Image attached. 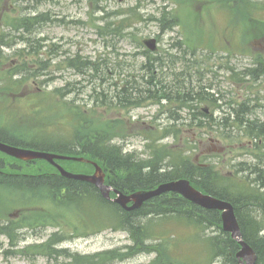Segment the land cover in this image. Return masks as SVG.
<instances>
[{
	"label": "trees",
	"instance_id": "obj_1",
	"mask_svg": "<svg viewBox=\"0 0 264 264\" xmlns=\"http://www.w3.org/2000/svg\"><path fill=\"white\" fill-rule=\"evenodd\" d=\"M129 18L131 19L132 17ZM45 19L48 20L49 17ZM123 20L128 21L125 18ZM25 25L26 23L22 24L21 17L12 19V22L7 25L12 31L8 29L6 31L7 33L3 34V36L8 38L6 41H9V37L13 38L18 35ZM111 26L114 28L116 24L111 22ZM40 40L34 39L29 44L32 45L33 53L29 48L19 50L15 55L17 60L14 62H12V55L9 56L0 51V88L3 92L15 94L18 87H21L29 79L42 75V70L47 68L48 61L41 55L42 50L40 51V48L42 44L39 42ZM31 54H33V58L28 59L27 56L30 57ZM80 58L81 61L77 63L76 59H72L73 62L70 65L79 68L82 74H85L88 70L96 69L97 72L100 70V68L97 69L92 66L87 61L88 59ZM17 61L19 62L17 63ZM154 61L153 58L152 62ZM152 71L153 67L147 72L145 80H147V83L150 82L154 85L155 83L152 79L155 77V74ZM130 84L129 82L126 87L122 86L119 89V98H128L125 103L121 101L119 106H137L145 100H142L144 96L143 90L139 86L134 90ZM13 87L16 88L13 89ZM148 93L153 97L155 96V91L148 90ZM91 97L94 101L92 107L81 105V111L77 109L76 104L69 103L64 99L56 101L51 98L52 102L48 99L47 101L51 102V109H56L54 115L46 116V126L41 123L40 125L42 127L40 126V129L24 137L15 135L13 130L2 125L5 124L6 119L11 117L18 119L22 115L16 110L4 111L0 106V114L2 116L0 117V141L11 145H20L45 151H57L84 156L90 159L94 158L105 173V183L123 192L150 189L157 186L160 182L186 178L197 189L232 203L241 232L244 235V214L253 216L262 214L264 216V184L261 185L262 188L261 186H251L248 182L238 177L236 172L224 175L217 172L216 168V175H213L211 173V167L215 166L201 165L193 158H190L186 154L188 152L179 148H173L172 146H166L164 144L154 146L156 145L154 143L156 139L154 138L152 140L150 139V144L147 145L151 149L148 159H141L138 156L133 157L132 155L124 154L123 146L114 141L117 138V135H115L117 131L114 132L113 129L116 127L122 128L125 123L117 120L111 122L101 120L103 113L97 110V108L110 105L108 101L109 97H107L105 92H95ZM32 98H43V93L33 94ZM203 98V91L200 88L196 90L193 103L199 104L203 101ZM4 99L9 98L5 97ZM53 101H56V103H53ZM37 111L39 110L34 108L33 111L25 113L24 115H32V113H36ZM177 119H181V117H177ZM204 120L203 117L196 116L192 121L195 123V126L197 124L203 127ZM48 127H54L56 130L49 134ZM243 132L248 134L249 131L243 129ZM224 135L229 136L227 133ZM174 136L179 141L178 131H174ZM250 137L251 139L249 140L254 141V147L251 149L252 153L254 149H256L258 154L260 152L262 153L264 151V131L262 129L253 132L250 131ZM193 143L195 145L190 144L189 148H196V141ZM0 155V189L6 190V195H8V191L13 193L11 194L12 197L9 198L11 203H19L20 206L23 205L20 208L23 215L19 218L20 221L16 225L20 224L28 227H35L41 223L52 225L50 223H53V221L47 217L48 215L46 213L41 210H34L37 207H29L31 199L40 198L53 205L56 212L63 218H65V215L69 211L75 210L78 215V223H71H73L74 228L79 226L83 231L82 233L88 231L99 233L107 229L122 230L126 231L131 239V245H125L124 249L103 250L94 254L85 255L70 253L65 249L56 248L54 245L61 240V237L58 236V232H55L47 241L30 245V248L32 247L36 252H38V248H44L45 250H42L40 253L50 256L54 253L62 254L69 260V264H111L113 261H120L125 257H132L137 253L151 251L154 252L153 254L155 256L148 264H210L215 258L225 253H221L217 249L218 245L214 241V237L220 236L221 234H216L215 236L206 234L208 229L214 230L211 227H218L222 231L220 227V214L217 210L200 208L176 193H165V195L158 197L156 202L152 203L150 201L145 204L143 203L140 208L126 212L117 203L105 199L100 190L91 182L65 178L57 173L51 164L44 160L21 161L2 153ZM115 156L117 158L123 157L121 159L130 163H133L134 160L136 161L135 166L139 168V171L135 181H130L125 175V172L120 173L116 169L111 168L113 167L111 160ZM56 161L66 169H68L66 164L72 165L71 168L75 169L76 172L90 173L94 170L93 165L87 162L73 160ZM155 161H165L167 167L162 171H158L157 165H152ZM38 164L44 166V171L41 172V170L40 174H28L31 172L35 173L37 171L35 170V166ZM242 164L251 166V163L247 164L243 162ZM22 165L29 167V170H20L19 168ZM126 165L131 166L128 163ZM28 178V182H22V179ZM211 178L219 182L215 188H211L206 181ZM15 191L20 192L21 195L15 193ZM0 193L2 192L0 191ZM111 195L113 196V194ZM5 202L6 200L0 197V204ZM256 202H259L263 207L259 208V210L253 208L252 203ZM168 203H171L172 207ZM187 204L193 206L194 212L187 211ZM61 208L64 209L61 210ZM170 210L173 212H169ZM182 213L185 215L183 216ZM208 213L210 216H208ZM152 214H154L153 218L145 222L146 225H143L141 231L134 230L130 225H126V221H122L129 216H147ZM3 219L4 223H11V225L4 224L0 229L3 230L4 234L8 235V238H13L16 234H14L12 223L16 220ZM207 219H209V222H207L209 224L208 226L205 224ZM155 226V231H158L159 234L154 232L153 228ZM164 228H166V231ZM222 234L226 236L228 241L234 242L228 233L226 235L224 233ZM187 236L193 241L190 244H182L178 240L179 237L185 238ZM147 240L149 242H146ZM245 240L259 253V257L261 258L262 249L264 248L262 244L264 242V236L260 235L256 239L246 237ZM184 246H187L189 252L177 255V249L184 248ZM234 248V250L230 251V264H239L235 257L237 243ZM21 251H24V249H21L19 252ZM116 251H121V253L117 254ZM189 253H193L191 257L188 256Z\"/></svg>",
	"mask_w": 264,
	"mask_h": 264
},
{
	"label": "rangeland",
	"instance_id": "obj_2",
	"mask_svg": "<svg viewBox=\"0 0 264 264\" xmlns=\"http://www.w3.org/2000/svg\"><path fill=\"white\" fill-rule=\"evenodd\" d=\"M181 1V5H178L177 2ZM241 0H231L229 2L235 5V8L238 2ZM243 1V0H242ZM92 2L90 0H48L46 2L38 3L34 2L33 4L37 7L39 5V11L43 12L45 10H50L51 18L53 21H49V24H43L41 26L36 27V30L32 37H42L47 36L49 41L55 42L57 44V48L52 46L53 44H46L42 46L43 50H49L52 47L56 48L57 51L61 50L59 54L55 57H51V65H47V70H42V72H46V74L35 77L33 79H29L25 84L21 87H18V90L13 93L3 92L0 88V106L4 111L16 110L22 116L18 119L15 117H11L6 119L5 124L8 129L13 130L15 135L17 136H27V134L35 133L36 130L40 129L42 125L46 126V116L54 115L56 109H51L50 103L52 99H55L49 93L50 90L66 85L65 91L63 93V99L69 103L76 104L77 109L81 111L82 106L92 107L93 102L90 96L95 94V90H100L101 87L109 93L108 84H104L105 81L101 84L99 78L91 77L93 76V70H88L85 74L80 73L73 74L66 67V62L63 61L64 55L68 58L80 55L85 59H94L99 61L100 59H104L105 63L100 64L98 67L100 70L97 74H101V77L104 78L103 74L107 76V73H110L111 70H114L115 67L123 66L131 69L137 68V64L140 61H144L143 57H140L139 54L133 55L135 51L141 45V39L144 37H152L155 33L159 31L158 25L156 21H147L146 19L150 16H160V15H169L168 19H170L171 14L177 13L184 21H189L190 24L200 27V24L196 25L193 22V19L196 18L195 14H203L208 17V19H213L215 15H219L225 11H222L220 7V1L218 0H106V2H102L100 6L103 7V11L97 12V3ZM173 2V3H172ZM254 3L260 5V10H257L256 13L258 15H263L264 17V0H253ZM16 4V8L20 6L21 14H25L29 11V2L26 0H22ZM216 3V5H214ZM221 7L223 5H220ZM225 7V6H224ZM227 8V7H226ZM109 9L117 10V9H125L123 14L132 17L124 27L123 24H119L120 19H111ZM140 16L142 19L141 23L130 24L136 21L137 15H133L132 11ZM226 10V9H223ZM237 10L239 13H243L242 7ZM227 11V10H226ZM105 14V16L103 15ZM253 15V13H251ZM15 15H18L15 13ZM103 15V16H101ZM118 23V27L111 26V22ZM97 25H93V24ZM220 25L219 23L217 24ZM176 26V25H175ZM6 26L4 22H0V36L3 32L6 31ZM183 32L186 38L191 42L195 41L199 35L201 34L199 30L192 31V29L188 26L187 23L183 25ZM130 32L132 33L131 40H126L122 38L124 33ZM207 32L208 36L211 35V31H203ZM202 32V33H203ZM180 36L177 27H172L166 31L161 38L160 45L163 49L168 47V44L171 40H176L177 37ZM228 37V36H227ZM7 39V37H3ZM229 38V37H228ZM140 44V45H139ZM160 47V51H161ZM12 48L9 47L6 49V46H3V51L5 54H9V51ZM172 53H176L175 48H170ZM259 51V45H254V43H246V51L247 54L243 56L244 59H248V56H255L256 53L253 51ZM63 52V53H62ZM196 55L199 58H205L208 62L205 66H219L224 64L225 62L217 57L214 59L213 55L206 50H199ZM49 58V55L47 56ZM237 61L236 59L232 60ZM119 62V65H117ZM236 63V62H235ZM242 63H247L245 60H242ZM249 65V63L247 64ZM180 65L177 64L176 67ZM205 66L200 69H204ZM240 66V65H239ZM97 68V69H99ZM152 73H155V69H153ZM52 78L50 79V77ZM109 76V74H108ZM145 76V74H143ZM142 76V77H143ZM141 77V78H142ZM91 78V79H89ZM108 78V77H106ZM141 81V79H139ZM53 81V82H52ZM258 82L259 85L256 86L257 89L264 91V81H254V84ZM16 87H13L15 89ZM43 93V98L33 99V94H41ZM42 96V95H41ZM8 97L9 99H4ZM49 97V98H48ZM51 97V98H50ZM4 99V100H2ZM50 101H47V100ZM56 103V101H53ZM149 103H145L144 106L131 108L129 107L128 113L126 111L121 112L119 109L112 110L111 107H108L106 110L103 108H97L99 111H103L104 114H100L102 121H112L114 119H118L123 121L125 124L122 128H114L113 131L116 132L117 138L114 140L118 144L123 146V150H135L139 153V156L144 159H148L150 155L151 149H147V145L152 138H156V135L151 130V125L158 124L163 122L162 120L157 119V114L159 113L158 108L155 105H148ZM37 109L36 113H32V115H24L33 109ZM114 112V113H113ZM121 115V117L119 116ZM5 116V115H4ZM0 117L1 114H0ZM6 117V116H5ZM126 119L129 121L127 122ZM184 121V120H183ZM168 124V123H167ZM41 126V127H40ZM112 126L115 127L114 124ZM47 129V128H46ZM54 131L56 129H50ZM202 129L197 130V133L189 132V133H179V137L182 139V142L175 141L174 138H166L164 140H160L156 143L157 146L159 144H172L179 147V149L189 153L190 158H194L200 151L205 150V143L209 145V140H207L208 136L212 137V145H210L213 149L215 146V150L211 149V154L219 153L220 148L225 144L226 147H231L233 151L232 156H229L227 160L223 159L221 156H215L212 158V161L215 162V166L219 171L224 173H233L235 169L238 167L236 164L239 162H245L246 160H250V155L246 153L244 150L247 146V141L245 137H241L238 144V148L234 149L235 145H231L226 141L218 142L217 134L208 135L206 133H202ZM126 132L125 134L120 133ZM206 140V142H205ZM197 143L196 148L189 149V145H195ZM201 141V145L198 142ZM195 147V146H194ZM241 147V148H239ZM214 151V152H213ZM247 162V161H246ZM72 165L66 164V167L70 170ZM41 168L44 169V166L38 164L35 166V170L41 171ZM22 171L29 170V167L26 165H22L20 168ZM74 170V169H72ZM239 175H242L240 172ZM0 197L6 200V204H0V219H8L13 217L15 220H20L22 217V212L15 216L14 212L22 208L19 203H11L9 198L12 197L13 194L11 191H8V195L6 190H1ZM5 191V192H3ZM15 193L20 194V192L15 191ZM8 198V199H7ZM23 203V202H22ZM37 207L34 210H41L46 213L52 221H54V226L41 223L40 225L35 226L34 232L37 233H29V234H17L11 240H15V247L11 246L8 242V239L3 235L0 236V263L1 264H69V260L64 257L62 254H53L47 255L40 253L44 248H38V252L34 250L32 247L26 248L25 245H29L32 243H42L47 241L48 236L51 232L58 231V236L63 238V241L54 246L59 249H65L70 253L77 254H94L98 251L117 249L122 247L123 245L129 243L127 235L122 231H113V230H105L99 233H90L86 234L82 233V229L77 226L73 227V223L77 222V213L75 210L69 211L65 215V218L61 217L56 212V209L53 205L48 203L47 201L41 200L40 198L31 199L29 203V207ZM69 215V216H68ZM3 217V218H1ZM69 218V219H68ZM63 219V221H62ZM1 222V221H0ZM45 225V226H43ZM157 226V225H156ZM156 226L153 230H156ZM166 231V228H164ZM22 232L30 231L27 229H22ZM208 235H216L217 231L208 229L206 231ZM53 235V234H52ZM69 235H72L71 238H68ZM178 240L183 244H190L193 242L190 240V237L187 236L185 238H178ZM28 249L24 254L20 255L19 252H12L10 250L23 248ZM153 252V251H151ZM151 252H142L140 254H135L129 259L123 261H113L111 264H143L146 262H150L154 254H149ZM185 252H189L187 246L184 248L177 249V255ZM193 253H189L188 256L191 257ZM218 259H216L214 264H218ZM213 264V262L211 263Z\"/></svg>",
	"mask_w": 264,
	"mask_h": 264
},
{
	"label": "bare ground",
	"instance_id": "obj_3",
	"mask_svg": "<svg viewBox=\"0 0 264 264\" xmlns=\"http://www.w3.org/2000/svg\"><path fill=\"white\" fill-rule=\"evenodd\" d=\"M20 1L22 0H0V19L4 22V24L7 26L8 24H10L12 22V19L14 18H17V17H21V21H22V24L23 23H26V25L24 26L23 30L21 33H19L18 35L14 36L13 38L12 37H9V41L7 42H4L3 40L0 39V46L2 45H8V46H12V47H17L19 45H22L24 43H26L25 45V48H29L31 50V52L33 53V48L32 45H29L31 44V42L34 40V39H37V37H32L35 30H36V27L38 26H41L43 24H49V20L45 19L47 17H51V12L50 10H45L43 12L39 11V5L41 4V2H46L48 0H26L27 2H29V11L25 14H22L20 16L18 15H15V13L11 10V6L15 3H19ZM92 2V0H90ZM34 2L38 3L39 5H37V7L33 4ZM94 2L97 3V12H102L103 11V7L100 6L103 2V0H95ZM93 2V3H94ZM104 2H106V0H104ZM19 4H22V3H19ZM238 6V9H240V7H242V11H249L250 9H252L253 7V2L252 1H245V0H241L238 2L237 4ZM135 10L132 11V14L133 15H137L136 13H134ZM110 13V17L111 19H115L117 17H119L120 15H125L123 14L125 12V9H109V11L106 12L107 13ZM105 16V14H103ZM101 15V16H103ZM54 16V15H53ZM140 16L142 15H137L138 18H141ZM35 21H37L35 23ZM213 21L214 23H219L221 21V18L218 16V15H215L213 17ZM168 22H171V21H168ZM93 25H97L96 23L93 24ZM8 27V26H7ZM8 29H10L8 27ZM10 31H12V29H10ZM159 33V32H157ZM168 47L169 48H175L176 50V53H179L183 50V48L180 46V47H175L173 44H168ZM172 53V52H171ZM175 54V53H174ZM140 57H143V60L144 61H140L138 64H137V68L135 69H131L132 71H130L128 68L126 67H123L121 66L119 69H115V70H111L110 73H107V76H104V78L101 77V74L99 72V74H97V70L94 69L93 71V76L91 77H97L96 79L99 78V81L101 82V84L103 83V81L105 80H112V81H115V82H119L121 86H125L130 82L131 86L134 88V90H136L137 86H139V88L143 91L145 90H149V91H156V87L155 85L156 84H147V85H142L140 83V78L142 77L143 74H147V72H149V69H151L153 66V62H152V57L149 56V55H140ZM33 58V54H31L30 56V59ZM80 62L81 61V58L80 57H76V63L77 62ZM92 66H94L95 68H99L98 66L102 63H105L104 59H100L99 61L97 60H94V59H89L87 60ZM194 62V58H191V59H184L183 63L184 65L186 66V70H187V73H189V76L194 78V79H198L200 77V72H196V71H193L192 68H191V63ZM75 63V62H74ZM248 63H244L240 66H237V67H233L231 68L228 72H227V77H233L235 75H237L238 71H240L241 69L243 70H250L251 69V65H247ZM68 70L71 71L73 74H79L82 73V71L77 68V67H74V65H70L68 67ZM208 71H207V68L203 69V73L206 74ZM109 74V76H108ZM108 77V78H106ZM52 78V76L50 77V79ZM53 82V81H52ZM155 83V81H154ZM188 83H184L183 86H187ZM253 85L257 86L258 85V82L256 84H254V81H253ZM67 85H64V86H61V87H56L52 90L49 91V93L51 94L52 97H54L55 99L54 100H60V99H63L64 95V91H65V88H66ZM124 88V87H123ZM190 88V89H189ZM185 87L184 88V91H180V99L182 101H184V103H187L188 100H191L192 102L190 103H193V101L195 100V93H196V90H197V87L192 85L190 87ZM204 89V88H203ZM205 92L206 90H203V95H205ZM119 92L117 93V95L119 96ZM117 95H114L111 99V103H113L114 105H119L121 103V101L123 103H125V101H127V97H123V98H119ZM51 98V97H50ZM246 105H244L245 107ZM263 125H264V113L261 114L260 117H257L253 120V122L251 124H249L245 130L249 131L248 134H244L242 133L240 137H245L247 139H251L250 137V131H258L259 129H262L263 128ZM77 143V142H76ZM13 146V145H12ZM123 149H126V148H123ZM33 150H36V148H33ZM49 152H54V153H62V152H57V151H49ZM124 154H129V155H132L133 157H136L138 156V158H141L139 156V153L136 152L135 150H123ZM0 153L2 154H5L7 155L5 152H2L0 151ZM231 153H232V150H231ZM66 156H72V157H77L78 155H72V154H66V153H62ZM187 155H189L188 153H186ZM215 156H219L218 153L215 154ZM214 156V158H215ZM1 157V155H0ZM123 158V157H121ZM121 158H117L116 156L115 157H112V166L111 167L112 169H116V171L122 173V172H125V175L129 178L130 181H135L136 178L138 177V171H139V168L137 166H135L136 164V161L134 160L133 163H130V162H127V161H124L123 159ZM89 161L95 163L97 162L96 159L92 158H88ZM141 159H144V158H141ZM21 160V159H20ZM32 160H35V159H32ZM21 161H31V160H21ZM126 163H128L129 165L131 164V166H128L126 165ZM152 165H157V169L158 171H162L165 167H167V164L165 161H155L153 162ZM201 165H206V166H215V162L212 161V160H207V161H203L201 163ZM55 171L57 173H59L60 175H62L60 173V170L55 166V165H51ZM216 167V166H215ZM215 167H211V173L213 175H216V171H215ZM250 168V169H249ZM256 168V170H255ZM66 172H69V173H73L75 171L72 170V169H66L65 167L63 168ZM41 172L44 171L43 168H41ZM217 172H219L220 174H226L222 171H219L217 168H216ZM255 170V171H254ZM239 171L242 173V175H240V178H242L245 182H248L249 185L251 186H261L262 184H264V159H258L254 162L251 163V166H241L239 167ZM40 171H36L35 173L31 172V173H28V174H40L41 173ZM46 172H48L46 170ZM63 177L67 178L65 175H62ZM175 180V179H173ZM29 181V178L28 179H22V182L25 183V182H28ZM172 181V180H171ZM207 183L210 185L211 188H215L217 185H218V181L214 178H211L209 180H206ZM14 182V181H13ZM168 182V181H167ZM164 183V182H162ZM161 182L158 183V185L162 184ZM157 185V186H158ZM156 187V186H155ZM262 188V186H261ZM142 191H149V189H142ZM165 193H176L178 195H180L181 197H183L180 193L178 192H174V191H167V192H163V193H159V194H153L152 196H150V198L146 199L144 202L147 203V202H150L152 201L153 202H156L158 197L160 196H163L165 195ZM207 195H211L210 193H206ZM184 199H186L185 197H183ZM188 200V199H186ZM189 201V200H188ZM229 202V201H228ZM191 203V201H190ZM193 203V202H192ZM191 203V204H192ZM230 203V202H229ZM170 207H172L171 203H168ZM191 204H187L186 205V208H187V211H193L194 212V208L193 206H191ZM195 204V203H193ZM232 205V203H230ZM197 205V204H195ZM199 206V205H197ZM252 206L253 208H257L259 210V208H262L263 205H261L259 202H256V203H252ZM130 206H127L126 208H123V211H126V212H129V211H133L134 209H130L129 208ZM200 208H203L201 206H199ZM233 207V205H232ZM64 208H61V210H63ZM205 209V208H203ZM233 210H234V207H233ZM169 212H173L172 210H170ZM259 212V211H258ZM143 214V213H142ZM182 215L184 216L185 214L182 213ZM154 214L152 215H147V216H129L127 219H123L122 221L125 222L126 221V225H130L134 230L136 231H141L143 229V225L145 226V222L148 220V219H151L153 218ZM208 216L209 213H208ZM134 217V218H133ZM236 217V215H235ZM243 219H244V223H245V235L242 234L241 232V228H240V225L237 221V218H236V221L238 223V226H239V230H240V236H239V239L241 242H244L246 243V240L245 238L248 237L249 239H256L258 238L260 235H263L264 236V216L262 214H258L256 216H253V215H247V214H244L243 215ZM0 227L4 224H7V225H11V223H4V219H0ZM20 220H16L15 222L12 223L13 227H14V234H29V233H32L34 232V228L36 227H28V226H25V225H16L18 224ZM207 222H209V219H207V221H205V224H207V226L209 225ZM54 223V221H53ZM53 223H50L52 224L51 226H53ZM49 225V224H48ZM8 227V226H7ZM9 228V227H8ZM27 229V230H30V231H26L25 233L22 232L21 230L22 229ZM213 228L215 231H217V234H221L220 236H215L214 237V241L217 243V249L219 251H221V253L225 252L224 254H221L219 257L215 258L212 262L213 264L215 263L214 261L216 259L218 264H230L231 263V259H230V251L234 250L235 248V245L237 243V250H236V253H235V257L236 259H238L239 257L237 256V254L240 252L241 250V243L238 239H234L231 235H229L231 237V239L234 240V242H230L226 239V236H224L222 233H224L226 235V232L225 231H220L218 227H211ZM38 232V231H37ZM37 232H34V233H37ZM52 234L53 232H51V234L48 236L47 240L50 239L52 237ZM3 235L4 237L8 238V235L7 234H4L3 230L0 229V236ZM244 235V236H243ZM245 237V238H244ZM146 242H149L148 240ZM57 245H59V243L57 242L56 243ZM264 245V242L262 243ZM26 248H29L30 245H25ZM23 246V248L25 247ZM21 248V247H20ZM21 249H19L17 251V253L20 251ZM25 251H27L28 249H24ZM25 251H21L19 252L20 255L24 254ZM117 254L118 253H121V251H116ZM259 253L256 252L253 248H252V253L251 255L249 256V261H250V264H264V248L262 249V257L260 258L259 257ZM131 257H125L124 259L120 260V261H123V260H126V259H129Z\"/></svg>",
	"mask_w": 264,
	"mask_h": 264
},
{
	"label": "flooded vegetation",
	"instance_id": "obj_4",
	"mask_svg": "<svg viewBox=\"0 0 264 264\" xmlns=\"http://www.w3.org/2000/svg\"><path fill=\"white\" fill-rule=\"evenodd\" d=\"M199 18L202 19L201 16H199ZM202 21L203 20H197V22ZM208 22L214 23L211 19L208 20ZM234 22V38H238L242 33L243 20L236 19ZM216 32L218 33L219 31L216 30ZM261 41L263 43H261ZM261 41H257V43L261 48H264V37H262ZM262 52V56L264 57V51ZM223 67L227 68L226 65ZM207 71L210 72L208 68ZM245 71L246 70L243 69L238 71V76L244 74ZM224 73L225 71H213L214 77L210 80L200 78L199 81L203 83V88L206 90L203 101L199 104L190 103L192 102L191 100L184 103V101H180L179 84L183 81L186 82L187 79L189 80V73H187V79L183 77L167 76L168 74L164 75L162 63L160 62V71L157 73L155 79V95L159 102L158 105L161 113L165 114L167 117H173V115H177L179 111H190V113H194L195 111L191 109V107L200 108L203 116L206 117L205 131L212 133L216 131L237 132L238 130H241L242 113L245 108L249 107V99L252 100L251 102L253 105L251 107L253 109H260L264 112V94H255L252 96L250 94L244 97L241 82H237L234 78H231L230 80L232 81V84L229 85V88L225 86L227 78ZM260 77L261 76H259V78ZM181 90H184V87H182ZM244 105L246 106L244 107ZM209 140L214 143L211 138ZM213 149H215V146ZM220 150L225 156L228 155L226 145L222 146Z\"/></svg>",
	"mask_w": 264,
	"mask_h": 264
},
{
	"label": "water",
	"instance_id": "obj_5",
	"mask_svg": "<svg viewBox=\"0 0 264 264\" xmlns=\"http://www.w3.org/2000/svg\"><path fill=\"white\" fill-rule=\"evenodd\" d=\"M0 151L5 152L6 154L21 160L44 159L52 165H55L60 170V173L62 175H65L70 178L87 180L95 184L99 188L103 196L108 199L110 198V191L113 190L117 194V197L112 199V201L119 203L124 208L127 207V203L130 201H133V205L129 207L130 209L139 207L143 201L150 198V196H152L153 194L156 195L167 191L178 192L186 199L192 201L193 203L203 208L221 210L223 230L230 231L231 236L234 239L236 238L240 241V230L236 221L232 205L227 201L217 199L211 195L202 193L201 191L191 186L189 181L186 179H178L162 183L157 188L149 191H137L130 195H125L122 192L113 189L110 185L104 184V175L102 174L101 169L97 167L96 164H94L96 167V171L93 174L84 175L66 172L58 163L55 162L56 159H74L78 161H84L83 158L66 156L64 154H58L49 151L20 148L17 146L5 144L3 142H0ZM240 243L242 248L237 254V256L244 257L245 254L250 256L252 253L250 247L244 242L240 241ZM246 264H250L249 259L247 260Z\"/></svg>",
	"mask_w": 264,
	"mask_h": 264
}]
</instances>
